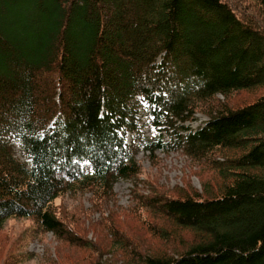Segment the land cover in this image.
<instances>
[{
    "label": "trees",
    "instance_id": "trees-1",
    "mask_svg": "<svg viewBox=\"0 0 264 264\" xmlns=\"http://www.w3.org/2000/svg\"><path fill=\"white\" fill-rule=\"evenodd\" d=\"M157 151L221 184L143 196L192 236L152 224L145 252L117 234L124 264H264V0H0V230L25 218L88 247L55 200L106 198Z\"/></svg>",
    "mask_w": 264,
    "mask_h": 264
},
{
    "label": "rangeland",
    "instance_id": "rangeland-1",
    "mask_svg": "<svg viewBox=\"0 0 264 264\" xmlns=\"http://www.w3.org/2000/svg\"><path fill=\"white\" fill-rule=\"evenodd\" d=\"M260 92L259 89L235 92L229 102L238 105ZM196 117L192 127L207 120L203 113H197ZM137 161L140 166L138 179L117 181L106 198L85 191L65 193L55 200L56 215L85 238L88 247L64 242L51 232L40 230L30 219L9 218L0 230V264H124L126 254L114 241L117 234L123 233L141 251L149 252L146 248L157 243L149 229L152 224L171 230V239L176 243L190 238L191 233L180 232L171 220L150 212L139 201L153 192L172 196L189 191L204 196L216 193L221 184L217 170L178 152L157 151L151 159L139 152Z\"/></svg>",
    "mask_w": 264,
    "mask_h": 264
}]
</instances>
